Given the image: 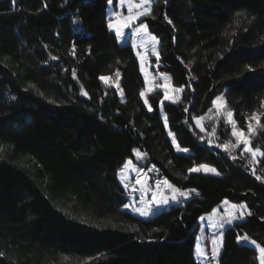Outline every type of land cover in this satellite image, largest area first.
Masks as SVG:
<instances>
[{"label":"trees","instance_id":"obj_1","mask_svg":"<svg viewBox=\"0 0 264 264\" xmlns=\"http://www.w3.org/2000/svg\"><path fill=\"white\" fill-rule=\"evenodd\" d=\"M107 3L0 0V251L6 253L0 264H197L199 218L225 200L247 205L252 215L226 230L219 264H259L257 251L236 237L246 234L264 246V179L240 158L203 144L189 124L224 92L240 128L262 108L264 0H156L143 23L160 40L159 71L184 88L181 101L162 107L160 90L149 95L148 105L139 95L138 61L132 47L120 46L107 30ZM239 10L255 20L241 17L248 31L225 36ZM117 69L123 101L99 79ZM169 131L187 155L177 152ZM217 136L230 137L222 118ZM251 140L264 150V127ZM134 148L148 153L142 167L155 164L160 176L199 195L151 220L124 211L117 173L126 160L134 161ZM259 159L256 175L264 177ZM200 163L221 175L188 173Z\"/></svg>","mask_w":264,"mask_h":264},{"label":"snow or ice","instance_id":"obj_2","mask_svg":"<svg viewBox=\"0 0 264 264\" xmlns=\"http://www.w3.org/2000/svg\"><path fill=\"white\" fill-rule=\"evenodd\" d=\"M67 2V0H65ZM156 2V0H119V4L121 7H127V15H124L121 11H114L112 16L114 19H109L108 21V29L111 32H114L115 38L117 41L127 42L129 38L126 36V29H131L130 38L132 39V48L135 50L136 56L139 59L140 63V71L144 75V82L146 87L140 91L139 95L144 98L147 92L154 91V88H160L163 90V100L161 104H163L164 100H171L174 103L179 102V95L172 96L169 94L170 86H171V77L167 74L160 73L157 77H152L150 79V73L148 71V66L150 65V60L148 59V50L150 46L151 55L155 56L156 64L158 65L160 62V52L158 51V45L160 44V40L157 39L155 35H152L148 26L141 22L139 25H136V21L141 17L151 16L152 13V5ZM16 0H13V4L15 5ZM109 4L113 3V0H108ZM164 3L167 4L168 0H164ZM47 7V5H45ZM241 17L248 21L251 24L252 21L255 20V17H251L248 19V13L244 10L236 11L233 15L232 23L228 24L225 27L224 35L235 37L238 35V31L242 30L244 32L248 31L247 26H243L241 22ZM167 19V16H165ZM168 23L172 24V21L168 19ZM135 25V26H134ZM235 26L234 31L229 32V29ZM264 40V37L261 38ZM175 41V37H173ZM229 44H231V40H229ZM143 49L144 51H141ZM71 54L73 56L76 55L75 44L72 47ZM8 59V57H5ZM51 59L56 60V56H52ZM119 63V61H117ZM183 63V61H181ZM191 63V61L189 62ZM187 67V65H185ZM73 78L77 77V71L75 69L72 70ZM120 76L121 73L117 69L113 76L101 75L99 77L100 81H102L107 87H115L121 96H123V89L120 88ZM153 80H162L164 83H156L153 85ZM29 87H34V85H30ZM172 91L179 94L184 91L183 86L179 88H173ZM81 94L84 96H88V93L84 91L83 85H81ZM107 93H105L106 95ZM40 95H44L40 93ZM12 99H15L13 97ZM50 103H54V101H49ZM213 108L208 109V113L205 115L194 116L192 120L194 121V127L199 129V133L204 135H198V139L204 141L207 137V143L212 145L214 143L213 137L216 140H219L217 136V127L219 125L220 119L223 117L224 122L227 125L231 126V137L234 138V142L232 139H228L224 142H216L215 147L222 149L226 153L229 154L232 160H237V156L234 155L235 151L243 145V148L240 152L241 156H244L245 153L250 154V159H248V165H252V174L256 176L257 180H262L264 177L256 175V167L255 165L260 163L259 158H264V150L260 146L253 147L251 136L255 135L256 129L258 127H264L261 124L262 114H258L256 111H253L246 118V126L247 133L243 128H240L237 124V120L234 118L233 110L228 106L226 99L223 96L217 97L213 102ZM144 104L148 105V99H144ZM260 106L264 108V100L260 102ZM213 109L215 111H213ZM148 111H152V107L148 106ZM187 112L188 109L185 108ZM207 120L211 123L210 130L206 127L204 121ZM184 123L188 124V120L186 119ZM165 127H168V118L164 117ZM193 128L192 124H189V129ZM194 135L197 133L193 132ZM169 137H171V143L176 148L178 152L187 153L189 151L188 148H182L180 144L177 142L176 134L172 131L168 132ZM4 146L0 145V159H4ZM133 153L135 155V159L137 163H133V160L129 158L119 170L118 175L120 176L121 184L123 185L124 192L130 197L128 203L123 204V208L125 210H130L133 214L139 215L143 218H150V216L154 213L155 210L169 206L170 203H181V198L187 199L191 195H199V192L195 189H184L182 190L180 187H177L175 184L169 181L168 178L160 176V170L156 167L155 164L151 165V167H142L138 166L139 162L142 160H146L148 157L147 152H142L138 148L133 149ZM171 163V162H169ZM188 173H204V174H214L216 176H220L221 173L215 168L210 166L207 163L194 164V166L190 167ZM150 173L157 174L155 177L150 176ZM130 174H134V179L130 178ZM179 175V174H177ZM183 179L187 180L188 176H183ZM152 181V183H150ZM139 194L138 198L136 194ZM229 202L227 200L224 201V204L227 205ZM237 212L239 215H237ZM66 215H71V213L66 212ZM245 215L251 216L252 213L248 211L247 205L245 204H231L226 216L218 215L217 209H213L212 213L207 217V220L210 223V226L213 229L224 228V224H231L234 220L243 219ZM201 221L205 220L204 216L199 218ZM79 222L81 224H86L87 219L80 217ZM98 226V225H97ZM115 227V225H113ZM126 231H138L135 227H129L125 229ZM223 231H214L211 235V257L213 260H216L217 264H219L218 257L221 252V248L223 247ZM200 237H197V245L196 252L200 257L207 258V254L204 249L201 247L199 243ZM237 243L242 241L249 242L251 245L258 250V261L259 264H264V246H261L255 239H250L248 235H237L236 237ZM6 255L5 252L0 251V257H4ZM101 253L98 257H89L88 260L99 259L102 257ZM63 260H68L69 257L67 255H62ZM87 264V261H85Z\"/></svg>","mask_w":264,"mask_h":264},{"label":"rangeland","instance_id":"obj_3","mask_svg":"<svg viewBox=\"0 0 264 264\" xmlns=\"http://www.w3.org/2000/svg\"><path fill=\"white\" fill-rule=\"evenodd\" d=\"M137 2H138V0H137ZM114 11H121V12H123L124 15H127V7H126V5L123 6V7H121L120 4H119V0H113V3H112V4L107 3L106 12H105V24H106V27H107V30H108V31H109L108 26H107V25H108V21H109V19H114V17L112 16V13H113ZM143 18H144V17H141L139 20H137V21L135 22L136 25H139L141 22H143ZM134 26H135V25H134ZM109 32L112 33V34H114V32H111V31H109ZM125 32H126V36L129 37V38L127 39V42H124V41H117V42H118V44H119L120 46H131V45H132V39L130 38V32H131V29H126ZM114 35H115V34H114ZM131 47H132V46H131ZM157 47H158V51H159L160 44H159ZM132 49H133V48H132ZM141 51H144V50L141 49ZM133 52H134L135 57H136V59H137V61H138L139 70H140L139 59H138V57L136 56V53H135V50H134V49H133ZM148 59H149L150 62H151L150 65L148 66V71H149V73H150V79H151L152 77H157V76H158L160 73H162V72L159 71V64H158V65L156 64V58H155V56H152V55H151L150 46H149V50H148ZM140 73H141V75H142V77H143V81H144V75H143V73H142L141 71H140ZM164 74H166V73H164ZM167 75H168V74H167ZM119 83H120V81H119ZM156 83H161V84H162V83H164V82H163L162 80H153V85H155ZM145 87H146V85H145V82H144V88H145ZM114 88H115V87H114ZM120 88H121V86H120ZM144 88H143V89H144ZM173 88H175V87L172 85V82H171V86H170L169 94L172 95V96L179 95V101H181V100H182V93H183V92L177 94V93H175L174 91H172ZM115 89H116V88H115ZM156 89H158V90L161 91V93H162V99H161V101H162V100H163V90L160 89V88H154V91H155ZM116 91H117V94H118L119 98L123 101V100H124V95L121 96L120 93H119V91H118L117 89H116ZM154 91H152V92H147V93H146V96H145L144 98L141 97L142 100H143V102H144V99H145V98L148 99L149 95H150L151 93H153ZM219 96H223L224 98H226V92H224L223 94H221V95H219ZM219 96H217V97H219ZM217 97H216V98H217ZM216 98H215V99H216ZM215 99H214V100H215ZM214 100H213V101H214ZM166 103H174V102L171 101V100H164V101H163V104H161V107H162L164 104H166ZM176 103H177V102H176ZM211 108H213V103H212V107H211ZM213 111H215V110L213 109ZM263 111H264V108H261L260 110H258V111H256V112H257L258 114H262ZM207 113H208V111H207L205 114H207ZM162 114H163V113H162ZM205 114H204V115H205ZM222 119H223V121H224V118H223V117H222ZM204 123H205L206 127L209 129V126L211 125V123H210L209 121H207V120H205ZM193 126H194V121H193ZM229 129H230V137H228V138H224V139H221V138L219 137V140H218V141L216 140L215 137H213L214 143H213L211 146H215V143H216V142H224V141H226V140H228V139H232L233 142H234V138L231 137V126H230V125H229ZM194 130H195L199 135H204V134H202V133H199V129H196L195 127H194ZM244 131L247 133V126H246V128L244 129ZM201 142H202L203 144H207V145H209V144L207 143V137H206V139H205L204 141H201ZM209 146H210V145H209ZM242 148H243V145H241L240 148H238V149L235 151L234 154H236L237 151H238L239 154H237L236 156H237L238 158H240L241 160H243V162L245 163V165L248 166L250 170H252V167H253V166H252V165H248V163H247L248 159L251 158V157H250V154L245 153L244 156H241V155H240V152H241ZM177 152H178V151H177ZM178 153H180V154H184V155H187V154H188V152H187V153L178 152ZM133 155H134V153H133ZM126 161H127V160H126ZM144 162H145V160L140 161L138 166H143ZM133 163H134V164L137 163V161H136V159H135V155H134V161H133ZM118 173H119V172H118ZM118 173H117V178H118L119 182L121 183V181H120V176L118 175ZM201 174H203V175H210V176L217 177L216 175L211 174V173H209V174L201 173ZM149 175H150V176H153V177L156 176L155 173H150ZM130 178H133V179H134V174H130ZM150 183H152V181H150ZM121 185H122V184H121ZM122 187H123V185H122ZM136 196H137V198H138L139 194L137 193ZM190 197H191V196H190ZM190 197L187 198V199L181 198V200H182L181 203H170L169 206H166V207H163V208H160V209L155 210L154 213L150 216V218H147V219H146V218H143V217H140L139 215L133 214L130 210H125L124 208H122V209H123L124 211H127L128 213H130V214H132V215H134V216H136V217L142 219V220H151V219H153L158 213H160V212H162V211H166V210H168V209H169L170 207H172V206H182L186 201H188L189 199H191ZM126 199H127V200H126V203H128L129 200H130V197H129L127 194H126ZM228 202H229V203H228L227 205H225V204H224V201H223L219 206H217L216 208H214V209H217L218 215H225V216H226V214H227V212H228V210H229L231 204H235V203H232V202H230V201H228ZM238 205H239V204H238ZM247 208H248V207H247ZM248 211H249V210H248ZM211 213H212V211H211L210 213H208V214L203 215V216L205 217V220H204V221H201V220L199 219V221H198V223H197L198 231H197V234H196V236H195V244H194V249H193V257H194V260H195V262H196L197 264H217L216 260H213L212 257H211V247H212V246H211V235H212V233H213L214 231H223V233H224V235H225L226 230H228L229 228L233 227L235 224L242 223V222L245 220L246 216H247V215H245V217H244L243 219H237V220H234L233 223H231V224H227V223H225V224H224V228H223L222 230H220V229H213V228L210 226V223H209V221L207 220V217H208ZM237 215H239L238 212H237ZM197 237H200V238H201L200 241H199V243L201 244V247H202V248L204 249V251L206 252V254H207V258L200 257V256L197 254V252H196V245H197V243H198V241H197ZM223 240H224V238H223ZM239 244L248 245V246L252 247L253 249H255V247H254L253 245H251L249 242H244V241H242V242H240ZM222 250H223V247L221 248L220 255H221V253H222ZM255 250L257 251V254L259 255L258 250H257V249H255ZM220 255H219V257H218V260H219V258H220Z\"/></svg>","mask_w":264,"mask_h":264}]
</instances>
